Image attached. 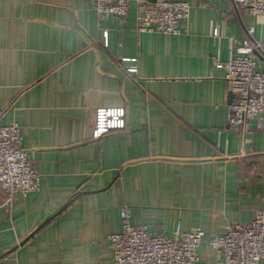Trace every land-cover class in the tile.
I'll list each match as a JSON object with an SVG mask.
<instances>
[{"label": "crops", "instance_id": "1", "mask_svg": "<svg viewBox=\"0 0 264 264\" xmlns=\"http://www.w3.org/2000/svg\"><path fill=\"white\" fill-rule=\"evenodd\" d=\"M138 1L99 19L93 0H0V126H19L39 176L26 196L0 190V264H113L125 208L153 235L202 231L197 264H222L207 241L264 212V135L229 128L214 67L248 27L264 45V15L172 0L190 7L182 34H138ZM114 106L125 129L91 140L95 110Z\"/></svg>", "mask_w": 264, "mask_h": 264}, {"label": "built area", "instance_id": "2", "mask_svg": "<svg viewBox=\"0 0 264 264\" xmlns=\"http://www.w3.org/2000/svg\"><path fill=\"white\" fill-rule=\"evenodd\" d=\"M239 10L264 15V0H231ZM97 17L125 18L130 0H93ZM138 34L181 35L189 19L190 7L182 1L140 0L136 4ZM210 36L219 40L221 26L211 24ZM254 28L245 30L243 40L231 45L228 60L215 61L214 67L224 71L233 101L228 107L227 124L239 131L249 120L264 135V72L258 69L257 57L264 59V45L253 40ZM126 127L122 106L97 108L91 140L98 141L111 132ZM21 132L17 124L0 126V190L8 200L16 195L36 192L39 176L21 148ZM125 208L118 232L110 235L113 264H197L199 248L204 242L200 230L181 233L177 226L171 236L153 235L145 225L132 226ZM222 264H259L264 259V212L257 210L246 224H230L222 236L207 241Z\"/></svg>", "mask_w": 264, "mask_h": 264}]
</instances>
